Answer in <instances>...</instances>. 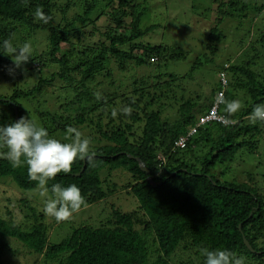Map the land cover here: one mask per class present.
Wrapping results in <instances>:
<instances>
[{
	"label": "trees",
	"instance_id": "obj_1",
	"mask_svg": "<svg viewBox=\"0 0 264 264\" xmlns=\"http://www.w3.org/2000/svg\"><path fill=\"white\" fill-rule=\"evenodd\" d=\"M152 1L0 0V41L33 48L32 58L13 75L12 61L0 55V77L9 87L0 95V125L17 120L13 102L19 118L34 115L52 138L70 142L66 129L77 128L95 154L49 180L47 196L53 184H75L85 201L81 208L121 191L138 203L130 212L109 206L97 224L75 222L68 236L51 242L56 221L40 211L44 203L17 198L4 185L12 182L23 194L39 190L37 182L29 180L26 166L13 168L0 155V264H12L23 248L27 264L40 257L56 264H202L203 248L228 250L244 264H264V179L247 172L246 181L229 176L236 159H257V150L264 149V121L250 120L252 109L264 103V0H191L194 11L216 16L204 34L203 52L193 55L183 75L168 72L167 64L189 51L160 42L155 32L167 15L144 23ZM37 8L51 17L49 23L35 18ZM248 14L256 19L235 33L244 38L236 42L240 51L223 59L218 81L208 91L200 83L203 92L188 88L193 80L186 79L207 68L228 38L221 28L225 18ZM141 66L145 75L129 72ZM220 93L218 112L228 123H205L185 147L177 146ZM231 100L241 104L235 114L225 112L224 101ZM124 107L130 115L120 112ZM172 107L174 118L165 113Z\"/></svg>",
	"mask_w": 264,
	"mask_h": 264
},
{
	"label": "rangeland",
	"instance_id": "obj_2",
	"mask_svg": "<svg viewBox=\"0 0 264 264\" xmlns=\"http://www.w3.org/2000/svg\"><path fill=\"white\" fill-rule=\"evenodd\" d=\"M191 2V0H154L151 2L144 16V23H149L162 19L167 15L168 19L166 20V22H162L165 25L163 29L160 30L159 28H157V30L155 31L156 33H160V42L169 44L177 50L189 51L188 56L185 59L170 62L167 64L168 72L176 73L177 75H183L189 69L190 64L195 58V56H193L194 54L203 52V48L201 49V45H203V41L205 40L204 34L207 30L210 29V27L213 26L214 18L216 16L214 13L203 14V11L199 10V7L197 11H194L191 8ZM252 17L253 14H248L247 18H234L233 20H236L237 23H234L231 18H225L226 20L222 23L221 28L228 34V38H226L220 44L218 53L213 57L212 63L208 64L207 68H202L198 72L196 71L197 73L195 72L192 77L186 79V82L193 80L190 81V86L187 85L188 88L191 87L190 89H193V91H196L197 93L203 92L202 89L204 91H208L209 88L207 86L211 87L213 84H215V82L218 81L217 74L220 66L223 63V59H225L226 56H229L230 54L232 55L235 54V52L238 53L240 51V46L236 42L238 38H240L241 40H243L244 38L235 33L245 32L247 26H252V22L256 19ZM232 35L233 37H231ZM129 72L141 76L145 75V73L147 72V68L141 66L130 70ZM199 83L201 84L202 89L199 87ZM8 88V85L2 82L0 77V95H4L9 92ZM0 99L4 98L1 97ZM165 110V113H167L170 118L175 117L174 112L176 111V109L174 107ZM30 117L33 118L35 116H29L28 118ZM257 151V159L252 156L254 154L251 155L252 157H249L250 160L247 159V162L246 157H244L243 160L236 159L231 164L229 176L235 177L238 181H246L247 172V174H255L256 177L260 178L261 180L264 179V149L261 150L259 148ZM4 185H6L5 190L7 192L9 190V193L15 194L17 198L24 195L29 197L30 199L35 198L34 200L38 205L44 203V197L40 193V188L39 190L38 188L32 190H22V192L25 193L21 194V189H19L16 184L10 182ZM117 193V195L110 197L102 202H98L91 206H85L81 208L79 211H77L79 213L76 212L72 215L71 221L67 220L59 223L55 222V225L51 229L50 239L53 240L51 242H56L58 240H61L65 236H68L72 230V227L75 225V222L79 223L82 221H86L90 224H97L100 220H103L107 213H109V206L114 205L120 208V210L123 212H130L137 208L138 203L136 198L127 194L126 191ZM10 207L15 209V213L20 214L18 208H16L14 204L10 203ZM49 220L50 219H48V221ZM8 253L11 254V252ZM28 257L29 256L25 248H23L22 250L19 249L16 257H12V259H10V262L12 264H27ZM4 258H6V256H4ZM29 263L31 264V262ZM37 264H56V262L45 260L43 257H40Z\"/></svg>",
	"mask_w": 264,
	"mask_h": 264
},
{
	"label": "clouds",
	"instance_id": "obj_3",
	"mask_svg": "<svg viewBox=\"0 0 264 264\" xmlns=\"http://www.w3.org/2000/svg\"><path fill=\"white\" fill-rule=\"evenodd\" d=\"M27 2L28 0H25V3ZM34 16L44 24L51 20V17L40 8L36 9ZM0 55L7 56L12 61L8 73L13 75L16 69H22V66L32 58L33 48L27 42L14 45L10 39H4L0 41ZM97 98L101 97L97 95ZM224 103L225 112L229 114H235L241 108L238 100ZM120 112L130 115L131 108L124 107ZM111 115L116 117L118 112L113 110ZM250 120L253 123L264 121V103L257 104L252 109ZM65 139L70 142L50 137L47 128L31 117L21 116L10 124L0 125V148L6 150L0 155L9 161L13 168L26 166L29 180L37 182L41 195L46 197L40 211L57 223L69 220L85 201L75 184L66 187L59 183L53 184L51 196L48 197V181L55 179L59 173H70L73 163L77 160L87 163L95 158V154L90 151L89 138L84 137L77 128L67 127ZM200 251L202 264H244L243 257H237L228 250L203 248Z\"/></svg>",
	"mask_w": 264,
	"mask_h": 264
},
{
	"label": "built area",
	"instance_id": "obj_4",
	"mask_svg": "<svg viewBox=\"0 0 264 264\" xmlns=\"http://www.w3.org/2000/svg\"><path fill=\"white\" fill-rule=\"evenodd\" d=\"M221 80H222V82H224L223 76H222ZM221 99H222V95L220 93L218 98H217L216 103L212 106V108L209 110V112H207L205 115H203L200 118L199 122L196 123V125L191 126L185 134H183L182 136H180L176 140L175 143L177 146H179L181 148L185 147L189 138L197 132L198 127L205 124V123H208V122H211L214 120L222 122V123H228V121L218 112V104L220 103Z\"/></svg>",
	"mask_w": 264,
	"mask_h": 264
},
{
	"label": "water",
	"instance_id": "obj_5",
	"mask_svg": "<svg viewBox=\"0 0 264 264\" xmlns=\"http://www.w3.org/2000/svg\"><path fill=\"white\" fill-rule=\"evenodd\" d=\"M12 104L14 105V111H15V117H16V119L18 120L19 119V116H18V109H17V106L12 102ZM137 161H138V163H139V165H140V167H141V169L142 170H144V171H146V172H148V170H147V168L145 167V165L143 164V162L139 159V158H135ZM84 167H85V164H83V167H82V169H81V171H83L84 170ZM80 173H78V175H79ZM148 181L152 184V185H154V186H156V184H155V182H153V180H152V178H148ZM239 227H240V225H239ZM241 229V228H240ZM243 241H244V244L246 245V247L251 251V252H253V253H259V252H257L256 250H254L253 248H252V246L250 245V243L248 242V240L246 239V238H244L243 237Z\"/></svg>",
	"mask_w": 264,
	"mask_h": 264
}]
</instances>
